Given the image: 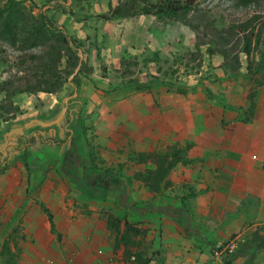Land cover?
Here are the masks:
<instances>
[{"label":"rangeland","instance_id":"obj_1","mask_svg":"<svg viewBox=\"0 0 264 264\" xmlns=\"http://www.w3.org/2000/svg\"><path fill=\"white\" fill-rule=\"evenodd\" d=\"M19 1H24L23 12L27 16L37 15L45 7L35 0ZM65 3L76 15L67 31L82 46L86 64L94 67L89 79L94 77L98 81L81 91L79 81L85 77L77 70L73 75L63 72V79L68 78L79 86L75 94L72 85L64 83L52 97L59 103L48 109L38 94L23 93V99L17 103L21 111L14 119L18 123L10 120L8 125L4 119L10 115L2 108L7 104L6 94L0 91V264L9 260L16 264H50L48 259L36 261L44 250L35 249V244L48 245L57 239L50 233L41 203L53 213L65 242L85 240L90 247L97 241L87 233L91 222L107 224L110 215L121 219L123 224L127 220L143 228L145 220L134 221L131 213L140 215L147 209L156 210L163 197H170L168 193H176L179 199L183 194L187 197L192 189L184 185L182 191L181 185L173 187L175 183L168 179L169 185L161 192H151L137 175H147L155 166L140 162L139 154L164 153L172 146L185 148L190 145V127L200 128L205 122L204 110L210 100L233 108L228 103L230 97H226L228 88L235 99H240L243 89L250 88L251 94L264 85V65L259 72L249 73L250 62L244 53L242 69L236 75L230 65H225V58L219 63L218 55L207 54L209 45L202 46V57L192 55L197 52V34L208 41L256 13L264 15V0L255 7L239 5L238 0H197L202 13L213 23V29L201 26L197 31L171 17L138 16L106 21L100 16L109 12L108 0H65ZM5 6L6 1L0 0V9ZM6 15H2L0 30L4 28ZM52 20L60 26L57 20ZM17 32L13 28L6 37L25 41L19 28ZM47 34L43 33L39 41L29 35L31 41L24 42L26 52L18 48L23 44L21 41H16L15 47L0 41V84L14 74L25 75L24 68L35 66L29 55L44 53L43 45L34 47V44L44 42ZM25 55L26 63L21 67L20 57ZM263 55L264 41L254 48L252 62H260ZM170 84L174 89H170ZM212 84L218 85V94L210 89ZM223 85L225 90L221 91ZM183 89H187V94H181ZM18 97L19 94L14 99ZM194 101L199 104L196 111L189 109ZM146 102H149L147 107ZM167 107H175L173 113L168 114ZM143 110L150 115L144 123ZM14 124H17L15 133L9 131ZM180 133L186 143L173 139L174 134ZM86 164L102 171L114 170L126 184V190L89 179L91 171L85 172ZM41 220L45 233L40 231L42 227L35 228L38 224L42 226ZM107 230L104 251L113 249L110 256L115 262L120 264L123 260L129 264L121 255L123 247L114 251L115 234L108 224ZM136 242L140 250L151 255L146 237H139ZM5 245L11 248L10 255H4ZM70 251H79L83 257L89 252L94 257L99 254L92 247ZM230 254L225 252V258Z\"/></svg>","mask_w":264,"mask_h":264},{"label":"crops","instance_id":"obj_2","mask_svg":"<svg viewBox=\"0 0 264 264\" xmlns=\"http://www.w3.org/2000/svg\"><path fill=\"white\" fill-rule=\"evenodd\" d=\"M35 1L45 6L65 3V0ZM111 3L117 6L119 0H108V6ZM49 15L57 20L60 26L68 27L74 20L73 16L63 13L62 9L52 11ZM221 61H224V57L218 55V62ZM97 81L94 77L83 78L81 91L85 87L89 89L88 84H96ZM224 88L225 85L222 89L220 87L221 91ZM210 89L218 94V85L212 84ZM249 89H243L241 98L235 99L228 88L226 97H230L228 103L233 108L219 106V103L210 100L204 110L205 122L200 128L190 127L188 141L192 148L186 158L191 160V163L178 164L168 179L175 183L173 187L181 185L183 191L182 187L187 185L192 192L187 197L183 194L179 199L176 193H168L170 197H163L156 210L147 209L141 211L140 215L130 214L134 221L140 218L145 220L143 229L148 230L146 240L151 246V264H226L225 256L216 249L229 242H238V248L245 242L254 247L232 264H264V85L257 89L253 100L255 107L252 121L243 122L241 116L244 112H249L253 103L249 98ZM23 95L19 94V100L13 99L15 104L20 103ZM54 96L56 95L49 93L38 94L48 109H54L59 103L54 101ZM198 105V102L194 101L189 105V109L196 111ZM147 106L149 102H146ZM174 108L167 107L168 114L173 113ZM141 115L142 123L150 117L144 110ZM11 121L18 123L14 119ZM16 125H10L9 131L15 133ZM176 126L179 127L178 124ZM181 136V133L174 134L173 139L186 143ZM252 156H257L263 165H256ZM54 220L56 223V218ZM40 222L42 226L38 224L35 228L40 230L42 227L40 231L45 233L44 222ZM48 224L51 233L49 221ZM87 231L97 240L90 247H87L89 243L85 240L76 243L65 242L62 236L61 243L56 239L57 244H35V249L44 250L36 261L48 259L50 264H119L110 256L113 255V249L110 252L107 249L104 251L109 236L107 224L93 220ZM51 235L54 239L57 238L52 233ZM91 247L99 250L95 257L90 252L83 257L79 251H70H84ZM257 247L258 250H255ZM120 264L125 263L122 260Z\"/></svg>","mask_w":264,"mask_h":264},{"label":"trees","instance_id":"obj_3","mask_svg":"<svg viewBox=\"0 0 264 264\" xmlns=\"http://www.w3.org/2000/svg\"><path fill=\"white\" fill-rule=\"evenodd\" d=\"M6 6L0 9V21L4 14V28L0 30V41L9 43L15 47L16 41H21L23 44L18 46L23 51H28L24 42H30L29 35L35 38L34 41H39L43 33H48L44 42L34 44V47L44 46L45 50L41 56L29 55L32 61H35V66L24 68L25 75L19 76L14 74L0 84V91L6 94L7 104L2 108L4 112L10 116L4 121L16 119L17 114L21 111L20 107L13 101L18 94L31 93H49L56 94L64 83L72 85V94H75L79 86L74 82L63 79V72L73 75L77 70L80 75L89 78L94 73V67L86 64L82 46L78 44V40L72 38L65 26H58L50 17L49 13L57 9H62L63 13L72 15L76 18L75 12L67 3L58 2L53 5L45 6L39 14L28 15L24 1L19 0H4ZM263 0H238L239 5L244 7H255L260 5ZM201 14V15H200ZM195 17H192V16ZM138 16H156L159 19L171 17L179 22H182L193 31H197L201 26L206 29H213V23L208 21L206 14L202 13L197 0H158L154 3L151 0H119L117 6L112 3L109 6V12L100 17L106 21L113 19H130ZM199 16V17H198ZM200 20V21H198ZM22 23V27L19 26ZM13 25V26H11ZM21 27V29H20ZM13 28L17 32L19 28L20 35H25V41L22 39L7 38V33H10ZM19 37L18 32L16 33ZM241 35L237 42L233 43L237 36ZM23 37V36H22ZM196 49L193 56L202 57V46L209 45L207 54L210 57L221 55L225 58V65L229 67L235 75L242 69L241 54L244 53L249 59L247 67L249 73L255 74L263 68L264 55L260 62H252L254 48L259 46L264 41V15L256 13L253 17L245 22L238 24L237 27L218 32L215 37L208 41L203 40V37L197 34ZM20 57V66L26 63V57ZM65 63V64H64ZM63 65L65 66L62 69ZM79 84L81 82L79 81ZM170 89H174L170 84ZM179 93V92H178ZM181 94H187V89H183ZM249 97L254 100L256 93H251ZM255 102L253 101L248 113L244 112L241 116V121L251 122L254 113ZM249 117V118H248ZM192 148V144L186 145L185 148H177L172 146L167 152H142L139 154V161L142 163H152L155 168L150 169L147 175L138 174L140 180L153 193H159L164 186L169 185L168 176L171 171L178 165H188L191 160L186 156ZM6 165L3 166V169ZM85 172L91 171L89 179H98L100 182H107L109 185L125 191L126 184L121 180L119 174L112 169L102 171L96 166L90 167L88 164L84 166ZM41 209L46 214L51 227V233L57 237L59 243L62 242V234L58 230L54 220V215L51 210L41 203ZM108 229L115 234L114 251L123 247V255L129 264H151L152 256H148L146 251L140 250L136 239L146 237L148 230L140 228L133 223L125 220L124 224L121 219L110 215L108 218ZM124 226V228H123ZM249 243H244L240 248H237L232 254L224 257L226 264H232L237 258L245 256L250 250L254 249ZM258 250V247L255 248ZM217 251V250H216ZM11 248L7 245L4 247V255H10ZM134 258V259H133ZM6 264H16L13 260L6 261Z\"/></svg>","mask_w":264,"mask_h":264},{"label":"built area","instance_id":"obj_4","mask_svg":"<svg viewBox=\"0 0 264 264\" xmlns=\"http://www.w3.org/2000/svg\"><path fill=\"white\" fill-rule=\"evenodd\" d=\"M252 159L254 160L256 165H258V166L263 165V163L258 160L257 156H252ZM238 246H239L238 242H231V243L229 242L228 244H222L216 250L219 251L218 253L221 252L222 253L221 255H224L225 252L232 253L233 251H235L238 248Z\"/></svg>","mask_w":264,"mask_h":264}]
</instances>
